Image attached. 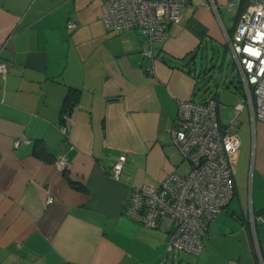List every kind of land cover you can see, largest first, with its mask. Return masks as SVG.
<instances>
[{
    "label": "crops",
    "instance_id": "0c3cea01",
    "mask_svg": "<svg viewBox=\"0 0 264 264\" xmlns=\"http://www.w3.org/2000/svg\"><path fill=\"white\" fill-rule=\"evenodd\" d=\"M228 1L186 0L144 58L137 29L106 31L101 0H0V264L175 263L168 232L124 205L186 161L171 132L177 102L215 96L196 91L198 66L248 2ZM245 109L234 195L188 264H264V119Z\"/></svg>",
    "mask_w": 264,
    "mask_h": 264
},
{
    "label": "built area",
    "instance_id": "2783aa9c",
    "mask_svg": "<svg viewBox=\"0 0 264 264\" xmlns=\"http://www.w3.org/2000/svg\"><path fill=\"white\" fill-rule=\"evenodd\" d=\"M239 1L229 0L227 8ZM185 4L186 0H104L102 21L110 34L137 29L145 37L141 54L151 58L152 43L167 39L169 26L179 22ZM66 26L74 28L76 23L70 19ZM226 41L240 75L243 103L236 105L233 117L222 124L213 98L204 103L178 100L171 132L189 164L188 172H170L157 185L133 187L124 205L131 218L168 232L169 251L201 252L206 225L234 195L238 116L248 107L252 118L264 119V0H248ZM7 69L8 64L1 61L0 73ZM125 158L120 154L113 162V178H119ZM56 165L67 168V157L59 156ZM51 201L47 199V203Z\"/></svg>",
    "mask_w": 264,
    "mask_h": 264
},
{
    "label": "rangeland",
    "instance_id": "374dc122",
    "mask_svg": "<svg viewBox=\"0 0 264 264\" xmlns=\"http://www.w3.org/2000/svg\"><path fill=\"white\" fill-rule=\"evenodd\" d=\"M198 69L202 70L204 74L202 71L199 73L196 91L215 95L220 122H226L234 115L233 105L244 101L240 75L227 44L216 43L213 49H208L201 58V65L198 66ZM247 111L246 109L243 110L238 117L239 121H242L237 128L239 134L247 125ZM177 170L187 173L189 170L188 163L182 161ZM176 255L174 264L195 263L196 255L188 253H176Z\"/></svg>",
    "mask_w": 264,
    "mask_h": 264
},
{
    "label": "trees",
    "instance_id": "16d2710c",
    "mask_svg": "<svg viewBox=\"0 0 264 264\" xmlns=\"http://www.w3.org/2000/svg\"><path fill=\"white\" fill-rule=\"evenodd\" d=\"M213 98H215V96H213ZM37 154H39V152H37Z\"/></svg>",
    "mask_w": 264,
    "mask_h": 264
}]
</instances>
